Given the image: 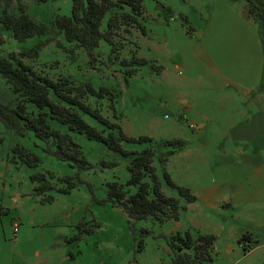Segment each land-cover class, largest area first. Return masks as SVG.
Instances as JSON below:
<instances>
[{
  "label": "rangeland",
  "instance_id": "rangeland-1",
  "mask_svg": "<svg viewBox=\"0 0 264 264\" xmlns=\"http://www.w3.org/2000/svg\"><path fill=\"white\" fill-rule=\"evenodd\" d=\"M18 1L29 16L49 27L56 15L68 16L71 10V0ZM210 2L144 0L140 19L144 32L137 24L122 23L112 36L114 50L111 52V45L101 40L90 55L84 48L67 42L52 27L48 34L17 41L0 26L5 39L0 54L18 52L48 38L37 56L27 57L25 62L54 79L69 76L77 83L90 81L96 88L101 85L111 88L116 93L113 99L109 94L103 97L88 94L84 100L117 121L128 136H149L159 142L154 144L158 155L166 150L161 142L186 140L184 149L169 157L166 170L175 183L190 188L196 196L194 203H187L175 189L163 183L166 195L180 198L178 219L160 223L147 218L136 220L131 226L126 213L107 197L109 183L125 185L129 158L83 134L70 133L81 146L89 168L78 172L81 182L68 193H62L57 190L62 186L57 177L73 176L76 166L46 153L45 143L32 132L19 135L0 121V264H169L166 237L186 230L194 236L197 233L215 236L213 259L203 264L264 262V155L262 151L253 155L251 148L259 145V141L240 142L235 136L245 128L259 133V126H263L258 115L250 124L241 123L240 116L253 110L254 103L257 113L258 102L264 98V66L256 101L236 94L233 86L225 87L223 80L212 75L199 56L202 30H206L209 21L214 27L213 18L222 14L216 8L211 9ZM107 16L101 29H105ZM133 57L146 58L155 67L125 63ZM130 68L135 69L134 73L125 74ZM0 96L5 101L11 97L1 76ZM177 96L190 98L192 109L177 108L173 104ZM178 111L186 117L178 120ZM202 112L208 114L203 139L189 127L202 121L199 116ZM84 118L100 128L95 120ZM241 143L249 145L245 156L236 153ZM16 145L38 154L42 162L35 168L28 167L14 153ZM148 146V142H122L126 150ZM153 164L162 179L156 158ZM254 167L261 169L260 175L253 173ZM47 171L54 175V188L47 192L52 196L50 201L35 193V183L30 179L33 172ZM238 185L246 190L239 194L236 208L229 200L206 205L201 198L206 189H213L215 198H221L232 194V188ZM242 193L252 198L243 199ZM95 222L98 226H93ZM14 224H17L15 234ZM142 228L148 232H141ZM243 235L249 240L242 239ZM140 238L144 248L137 251L136 242Z\"/></svg>",
  "mask_w": 264,
  "mask_h": 264
},
{
  "label": "trees",
  "instance_id": "trees-1",
  "mask_svg": "<svg viewBox=\"0 0 264 264\" xmlns=\"http://www.w3.org/2000/svg\"><path fill=\"white\" fill-rule=\"evenodd\" d=\"M0 26L8 30L17 41H25L34 36L48 34L53 28L62 34L67 42L84 48L88 54L98 47L101 40L111 45L114 50L112 36L120 24L140 25L144 11V0H71V10L68 16L56 15L51 27L35 21L19 4L18 0H1ZM242 2V16L264 27V0H231ZM108 15V16H107ZM107 16L105 29L102 22ZM262 31V29H261ZM38 41L35 45L18 52L10 51L0 54V76L9 86L11 97L4 100L0 96V121L19 135L32 132L34 137L45 143L44 151L61 161L72 162L77 172L73 176L57 177L62 186L57 190L68 193L82 179L79 171L89 168V163L83 154L81 146L75 142L70 133L83 134L86 138L103 143L108 149L129 158L127 165L128 178L125 185L112 182L108 184L107 197L114 206L121 208L131 220V226L136 220L152 218L157 222L177 220L181 209L180 198L166 195L163 183L175 189L179 197L187 203L196 200L190 188L174 182L166 170L169 156L182 150L187 141L181 138L161 142L166 148L165 153L157 154L149 136H128L117 121L104 116L96 107H92L84 97L88 94L103 97L109 94L111 99L116 93L107 86L96 88L90 81L77 83L69 76L56 79L37 71L25 62V58L37 56L39 48L45 43ZM5 41L0 34V45ZM126 64L155 65L146 58H131ZM134 68L125 70L131 75ZM113 108V105L111 104ZM114 111V110H113ZM114 116L115 111H114ZM84 116L95 120L100 126L89 123ZM122 142H148L150 146L142 150H126ZM159 144V142L157 143ZM16 156L28 167L35 168L41 162V156L16 145ZM162 169V179L156 173L154 160ZM114 165V163L112 164ZM48 173V174H47ZM51 172H33L30 179L36 194L44 195V200H52L47 192L53 189ZM125 187H132L128 191ZM182 208H184L182 206ZM93 226H98L94 223ZM92 231L89 230L88 232ZM147 233V229H143ZM77 237V236H76ZM242 239L249 240L246 235ZM215 236L209 233H197L195 236L189 230L174 232L166 237L169 250V264H203L211 262L214 253ZM137 251L144 248L143 239L137 240ZM261 264H264L261 263Z\"/></svg>",
  "mask_w": 264,
  "mask_h": 264
},
{
  "label": "crops",
  "instance_id": "crops-1",
  "mask_svg": "<svg viewBox=\"0 0 264 264\" xmlns=\"http://www.w3.org/2000/svg\"><path fill=\"white\" fill-rule=\"evenodd\" d=\"M241 6L242 2L240 1L211 0V9L216 8L222 14L213 18L214 22L212 21V23L214 27L211 26V21H209L206 30H202V43H200L199 47V56L206 63L212 75L217 76L225 82V87L233 86L234 89H231L236 94L241 93L240 95L249 97L250 101H256L255 95L261 91L258 83L260 82L261 72L264 66V27L261 28L256 22L244 19ZM227 12H230L229 16L225 15ZM229 98L232 99L231 97ZM192 102L190 98L177 96L174 98L173 104L177 108L181 107L183 111H188L193 107ZM254 105L253 110L250 109L246 113L243 112L244 114L240 118H243L241 123H252L258 115V119L263 125L259 126V133H256V131L254 133L248 132V129L245 128L242 133L235 136H237L240 142H244L245 139L255 142L259 141V145L251 148L252 152H254L253 155L259 151H262L264 155V98L258 102L257 113L256 103ZM240 112L242 113V109H240ZM199 116L202 117V121L197 125L193 124L194 127L190 126L191 123L189 127L197 130V134L203 139L206 132V124L204 121L208 117V114L202 112ZM184 117L186 116L183 112H177L178 120H182ZM239 146L236 153L240 156H245L249 145L245 146V144L241 143ZM260 170V168L254 167L253 173L260 175ZM232 190L234 192L230 195L227 194L221 198H215L214 190L206 189L201 194V198L206 205H217V202L219 204L220 201L229 200L232 202L233 207L236 208V205H239V201H237L239 194L246 189L238 185L232 188ZM246 196L250 199L252 198L250 194L242 193L243 199Z\"/></svg>",
  "mask_w": 264,
  "mask_h": 264
},
{
  "label": "built area",
  "instance_id": "built-area-1",
  "mask_svg": "<svg viewBox=\"0 0 264 264\" xmlns=\"http://www.w3.org/2000/svg\"><path fill=\"white\" fill-rule=\"evenodd\" d=\"M191 127H194L193 124L190 125ZM17 232V224H14V234Z\"/></svg>",
  "mask_w": 264,
  "mask_h": 264
}]
</instances>
